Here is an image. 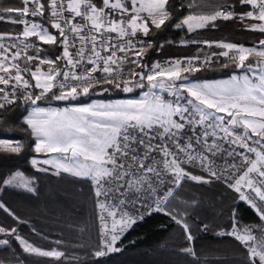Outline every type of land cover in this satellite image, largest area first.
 <instances>
[{"label":"snow or ice","instance_id":"6c2138e0","mask_svg":"<svg viewBox=\"0 0 264 264\" xmlns=\"http://www.w3.org/2000/svg\"><path fill=\"white\" fill-rule=\"evenodd\" d=\"M221 20L259 35L250 47L200 38L197 30L216 29ZM0 23L20 29L0 31V151L35 153L29 161L36 172L73 185L75 197L99 209L95 244L80 245L87 257L103 264L129 229L163 213L189 242L180 251L199 264L194 229L212 226L195 220L202 207H215V189L223 188L259 222L244 224L233 208L216 234L238 246L215 254L213 264H264V0H0ZM185 27L197 35L180 44L196 51L153 61L175 42L152 37ZM225 69H232L228 79L190 80ZM135 89L147 91L139 100L81 102L97 91ZM56 101L71 106H51ZM10 123L13 130L2 127ZM15 128L23 135L9 139ZM34 184L20 169L0 175V193H35ZM0 213L15 222L0 223V251H8L0 264H27L24 255L86 264L59 250L60 240L47 250L30 242L20 231L29 222L3 199Z\"/></svg>","mask_w":264,"mask_h":264},{"label":"trees","instance_id":"16d2710c","mask_svg":"<svg viewBox=\"0 0 264 264\" xmlns=\"http://www.w3.org/2000/svg\"><path fill=\"white\" fill-rule=\"evenodd\" d=\"M12 2V0H7ZM187 10L180 13L183 17L187 15ZM219 27L216 29L197 30L201 39L209 41H225L252 46L258 33L241 30L239 22L217 21ZM19 31V26L0 23V31L13 29ZM197 33H187V30L180 31L173 28L166 29L153 40L163 41L173 40L175 43L168 45L159 52L152 54L153 61L169 60L177 57L191 56L196 51L195 44L181 45V39L189 36H196ZM45 49H52L54 46L43 45ZM208 51L206 45H202ZM220 51V49H213ZM221 59H224L223 57ZM232 69L223 71L198 72L190 77L191 80H218L228 77ZM98 92V91H97ZM138 91L132 92L127 96L136 95ZM93 96V95H91ZM104 98H122L124 95L118 90H111L104 93ZM90 98H81V102H87ZM75 102V101H73ZM41 105H45L39 102ZM2 127L13 130V125H3ZM15 135L9 139H19L23 135L19 128H15ZM35 153L22 152L19 156L15 154L3 153L0 151V175L9 171L20 169L28 177H35V193H28L21 189H9L0 193V199L15 209L16 213L27 220V225H20L22 235L30 242H34L43 249L56 247L54 241L60 240L63 243L59 250L66 251L69 256L75 255L86 264H95L91 257L80 249V245L85 248L94 245L100 229L98 208L85 201L82 197L74 196V186L61 181L56 176L45 175L36 172L30 165L29 157ZM80 185L85 190L88 188L86 181L81 180ZM199 191L203 192L204 189ZM220 193L216 197V204L213 208L202 207L199 210V219L196 224L208 223L212 227L210 230L196 231L194 229L195 240L191 242L195 248L199 264H213L214 255L227 250L235 249L238 242L232 237L218 236L216 233L219 227L230 223L228 216L233 208H236L239 217L244 224L258 223L256 213L249 208L243 201H239L236 193L231 190L224 191L223 188H216ZM233 197H236L234 200ZM195 213L193 214L195 218ZM0 223L15 224L11 218L5 219L0 213ZM191 223V221H190ZM35 227L36 232H32ZM189 242L185 240L181 226L177 225L170 217L163 213H153L145 217L142 222H138L129 229L117 243L116 247L120 251L112 252L108 256L101 258L103 264H197V259L184 255L180 249L187 247ZM16 251L21 252L18 245ZM8 251H0V259L6 258ZM27 264H60L51 258H41L24 255ZM63 264H77L76 260H64Z\"/></svg>","mask_w":264,"mask_h":264},{"label":"rangeland","instance_id":"374dc122","mask_svg":"<svg viewBox=\"0 0 264 264\" xmlns=\"http://www.w3.org/2000/svg\"><path fill=\"white\" fill-rule=\"evenodd\" d=\"M186 28V27H185ZM50 31H52L53 33L55 32V30H51L50 29ZM245 47H247V46H245ZM250 47V46H249ZM46 70V69H45ZM229 78V76L228 77H226V78H222V79H228ZM191 80V79H190ZM218 80H220V79H218ZM143 91H147V89L146 90H143ZM142 90H140V91H138V93L136 94V95H132V96H127V95H129L130 93H122L123 95H124V97H122V98H109V97H106V98H104V93L103 94H101V93H99V92H97L95 95H93V96H90V97H92V98H90L87 102H82V103H88V102H90V100H96V101H103V102H114V101H116V100H128V99H131V100H139V99H141L142 98V92H143ZM156 92H157V94L159 95V96H161V97H164V98H168V99H171V97L170 96H168V94L165 92V91H162V90H159V89H157L156 90ZM82 98H88V97H82ZM76 102H72V104H75ZM42 107H46V106H48V105H41ZM51 106H53V107H60V108H63V107H68V106H71V105H69V102H63V103H57V102H53V104L51 105ZM237 196H238V194H237ZM98 212H99V215H100V211H99V209H98ZM99 221H100V219H99ZM108 223H109V227L111 226V219L109 218V221H108ZM100 227H101V221H100Z\"/></svg>","mask_w":264,"mask_h":264},{"label":"built area","instance_id":"2783aa9c","mask_svg":"<svg viewBox=\"0 0 264 264\" xmlns=\"http://www.w3.org/2000/svg\"><path fill=\"white\" fill-rule=\"evenodd\" d=\"M125 74H127V66H125ZM34 83V81H33ZM141 89H135L133 92L135 91H140ZM143 90H146V89H143ZM142 90V91H143ZM123 93V92H122ZM132 93V92H131ZM57 103H63V102H67V101H56ZM39 103V102H38ZM245 203V202H244ZM246 204V203H245ZM247 205V204H246ZM248 206V205H247ZM249 208H251L250 206H248ZM253 210V209H252ZM254 211V210H253ZM255 212V211H254Z\"/></svg>","mask_w":264,"mask_h":264},{"label":"crops","instance_id":"0c3cea01","mask_svg":"<svg viewBox=\"0 0 264 264\" xmlns=\"http://www.w3.org/2000/svg\"><path fill=\"white\" fill-rule=\"evenodd\" d=\"M192 81H194V82H195L196 80H192ZM211 81H212V80H211Z\"/></svg>","mask_w":264,"mask_h":264}]
</instances>
